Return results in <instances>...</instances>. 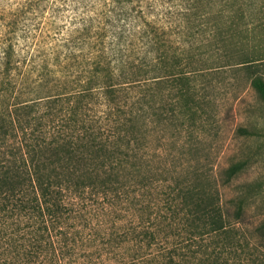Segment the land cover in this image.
Wrapping results in <instances>:
<instances>
[{
    "label": "trees",
    "instance_id": "obj_1",
    "mask_svg": "<svg viewBox=\"0 0 264 264\" xmlns=\"http://www.w3.org/2000/svg\"><path fill=\"white\" fill-rule=\"evenodd\" d=\"M169 1L178 46L132 0H0V264H264L251 157L187 156L226 80L264 107V0Z\"/></svg>",
    "mask_w": 264,
    "mask_h": 264
},
{
    "label": "rangeland",
    "instance_id": "obj_2",
    "mask_svg": "<svg viewBox=\"0 0 264 264\" xmlns=\"http://www.w3.org/2000/svg\"><path fill=\"white\" fill-rule=\"evenodd\" d=\"M136 11H139L146 21L154 22L165 27L169 37L175 39L176 45L185 39L186 28L184 9L185 3L170 2L169 0H132ZM218 5L211 10L216 11ZM199 26L192 29L199 40ZM186 44V43H185ZM187 45L190 44L187 42ZM256 120H258L256 122ZM240 127H248L264 133V107L260 105L257 96L245 81H225L224 90L216 97V113L196 141L195 150L187 156L199 161L204 171L213 169L221 172L231 163L251 157L250 166L243 171L233 183L222 188L225 199L233 193L236 186L246 183L257 184L261 187L262 199L258 198L251 207L253 213L258 212V206L264 205V134L250 138L237 134ZM260 199V200H259ZM262 200V201H261Z\"/></svg>",
    "mask_w": 264,
    "mask_h": 264
}]
</instances>
